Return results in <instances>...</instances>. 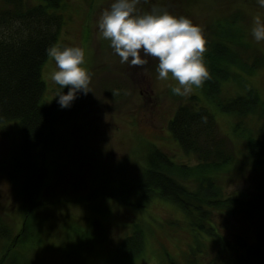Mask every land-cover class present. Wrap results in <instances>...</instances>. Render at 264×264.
<instances>
[{
    "label": "rangeland",
    "instance_id": "rangeland-1",
    "mask_svg": "<svg viewBox=\"0 0 264 264\" xmlns=\"http://www.w3.org/2000/svg\"><path fill=\"white\" fill-rule=\"evenodd\" d=\"M92 1L90 4L88 0H64L59 11L64 22L55 45H78L85 50V67L90 74V82L89 91L86 94L78 92L71 106L66 107V122L60 125L57 143L46 158L47 174L40 192L43 203L35 215L39 220L47 221L45 225L49 227L36 245L60 246L64 235L69 232L63 219L69 217L83 225L91 215L102 224L99 234L103 236L100 241H93V236L85 233L93 238L86 246L92 244L94 253L83 254L82 264L83 261L85 264H115L109 250L129 235L130 227L135 223L145 227V248L132 264H164L163 249L172 257L174 264H191L195 260L202 264L216 255L222 257L224 253L220 251L219 254V243L203 239L195 242L184 214L167 201L153 199L146 203L145 209H138L109 198L85 199L95 186L109 175L116 174L117 166L129 158L141 156L139 146L142 147L144 141L155 143L174 162L194 164L195 157L184 153L173 139L168 121L181 103L195 95L199 104L214 115L218 136V131L227 136L232 145L227 144L233 147L236 156L230 168L219 175L222 195H259L262 200L260 213L253 221L225 213L214 214L218 232L226 241L233 242L238 236H254L264 228V162H253L247 154L244 140H241L262 137V131L255 130L258 128L254 126L256 121H247L254 128L241 122L233 133L232 127L236 126L237 119L207 101L201 87L195 88L191 95L181 97L171 92L169 85L175 81L158 80L155 72L158 58L144 57L146 63L143 65L121 63L110 41L100 37L97 30L96 22L112 0ZM154 6L189 17L202 27L205 39L208 28L216 19L235 17L232 27L241 29L246 40L264 56V41L256 42L250 33L253 17L264 13V8H260L256 0H138L137 10H150ZM54 70L55 61L49 57L41 70L46 100L56 96L59 86L50 79ZM247 78L264 101V63L256 74ZM235 92L234 89L226 96ZM22 134L16 120L0 124V220L12 228V235L20 229L23 217L18 188L25 176L13 166L20 156ZM175 221L179 222L177 226L172 224ZM201 237L204 238L203 235ZM6 242L5 239L0 240V252ZM191 249L196 253L195 259ZM36 251L33 248L27 255L50 263L56 259L60 261V252L55 249L47 251L48 254Z\"/></svg>",
    "mask_w": 264,
    "mask_h": 264
},
{
    "label": "trees",
    "instance_id": "trees-1",
    "mask_svg": "<svg viewBox=\"0 0 264 264\" xmlns=\"http://www.w3.org/2000/svg\"><path fill=\"white\" fill-rule=\"evenodd\" d=\"M63 1L2 0L0 5V124L18 121L23 134L20 156L13 166L25 176L18 188L23 209L20 229L12 235V228L0 220V240L7 241L0 252V264H82L83 254L94 253L92 244L86 243L93 238L100 241L103 236L99 234L103 226L95 216L89 215L83 225L68 217L63 224L68 225L69 232L60 246L36 245L49 227L47 221L35 215L43 203L40 192L47 174L46 158L57 143L60 125L66 122V108L59 106L58 98H44L46 86L41 77L42 66L49 59L47 49L57 43L63 27L59 12ZM235 20L218 18L208 28L204 61L209 76L200 87L207 101L237 119L232 132L241 122L256 121L255 130L262 131V137L241 140L250 159L260 164L264 162V101L247 77L256 74L264 56L246 40L241 29L232 27ZM234 89L236 92L227 97ZM168 129L183 152L195 157L194 164L174 162L155 143L144 141L139 146L141 156L117 166L116 174L95 186L85 199L109 198L138 209H145L153 199L167 201L184 214L195 242L203 239L221 246L218 251H223L222 257L216 255L204 264H264V228L254 236H238L232 242L226 241L215 226L216 213L253 221L260 213L262 200L259 195H222L219 175L230 168L236 156L227 144L231 143L227 136L219 131L218 136L214 115L193 95L176 108ZM130 228L129 235L109 250L115 264H132L144 252L145 227L135 223ZM33 248L47 254L55 249L60 252V261L35 260L27 255ZM191 252L195 259V251ZM162 254L164 264H174L166 250Z\"/></svg>",
    "mask_w": 264,
    "mask_h": 264
},
{
    "label": "clouds",
    "instance_id": "clouds-1",
    "mask_svg": "<svg viewBox=\"0 0 264 264\" xmlns=\"http://www.w3.org/2000/svg\"><path fill=\"white\" fill-rule=\"evenodd\" d=\"M137 3L138 0H112L96 22L98 35L110 41L121 63L143 65L144 57L158 58L156 78L175 81L169 85L175 95H191L209 76L204 61L206 41L202 27L189 17L176 15L163 7L139 11ZM256 3L264 8V0H256ZM250 33L256 42L264 41V13L253 17ZM47 54L56 64L50 79L59 85L57 103L61 108L70 107L78 92L89 91L85 50L78 45H52Z\"/></svg>",
    "mask_w": 264,
    "mask_h": 264
}]
</instances>
